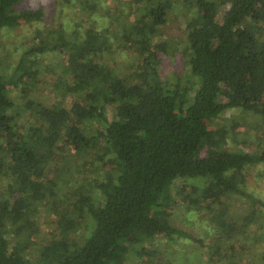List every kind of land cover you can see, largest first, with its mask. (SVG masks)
I'll return each instance as SVG.
<instances>
[{"label":"trees","instance_id":"trees-1","mask_svg":"<svg viewBox=\"0 0 264 264\" xmlns=\"http://www.w3.org/2000/svg\"><path fill=\"white\" fill-rule=\"evenodd\" d=\"M24 1L0 0V29L43 20L42 6L17 9ZM102 1L76 0L73 28L39 30L14 64L0 61V264H173L151 261L149 243L182 238L205 247L196 264H241L243 247L261 236L240 230L237 245L227 207L244 194L246 170L264 164V0H119L114 12ZM177 7L186 12V71L171 81L151 39ZM125 49L137 56L129 73L107 62ZM47 55L63 59L61 70L41 62ZM43 71L50 100L11 98ZM228 109L248 120V138L232 139L239 121L218 122ZM67 149L77 157L74 184L59 175ZM179 208L208 215L207 242L174 225ZM41 223L51 232L42 242ZM258 261L264 252L246 264Z\"/></svg>","mask_w":264,"mask_h":264},{"label":"rangeland","instance_id":"rangeland-1","mask_svg":"<svg viewBox=\"0 0 264 264\" xmlns=\"http://www.w3.org/2000/svg\"><path fill=\"white\" fill-rule=\"evenodd\" d=\"M118 1L119 0H103L100 3V8L104 11L109 9L114 12L113 10ZM120 1L123 3L127 0ZM37 6H42L44 8L45 16L42 21L21 22L13 28L0 29V61H2L3 67L5 63L11 65L18 60L22 50L32 41L37 31H45V29L58 22H62L66 28H73L74 23L77 22L80 16L76 0H71L70 2H63V0H26L21 3L17 9L23 7L36 8ZM223 11L224 6H219L217 10L218 18H220ZM108 20L107 18H103V20L100 21L99 18H97L98 25L102 26H106L109 23ZM185 24L186 12L183 8L177 7L175 11L168 15L166 23L159 27V34L151 39V47L156 49L157 56L159 57V62L157 63L159 72L162 77L168 78L171 81H182V77L185 75L186 71L184 65L186 44L183 39ZM108 32V36L114 37V34L118 32V26L112 25ZM107 59V62L117 71L129 73L131 67H133L131 63L137 60V56L135 52L125 49L124 51L118 50L111 53ZM40 60L43 64H48L58 70L60 66L64 64L63 59L59 60L57 55L40 57ZM11 68L10 66L8 71H11ZM46 72L47 71H43L39 75V81H31L29 85L24 88V92H21L23 90H18V88L13 89L9 93L11 98L18 104L25 103L27 99H37L41 101L50 100L52 94L49 93L48 84L44 81V78L48 75ZM52 74L54 75V73ZM65 100L69 101L70 96H66ZM109 112V114L112 115L113 109H110ZM243 118L244 116L240 109H228L221 118L218 119V122L222 124L225 123L229 126L231 125V121H239L241 125L240 127L234 128L233 133L236 137H232V139L240 142L243 138H248V135H250V129L247 125H244L248 120ZM22 121L23 120H20L19 122L25 123ZM253 136L254 134L252 132L251 137ZM60 143L58 141V145ZM228 146L232 148L233 143L228 141ZM245 148L251 150L254 148V145L247 142ZM76 158L73 152L68 149L62 154V158L59 160L58 165L59 175L62 178L61 180L65 181L67 179L71 181V184L79 180L77 177L80 176V173L76 172ZM105 168L106 165L102 166L101 164H98L96 167L100 172L104 171ZM86 171L88 172L89 170ZM92 173L93 171H90L88 175ZM227 208H229L230 216L232 217V215H234L238 221L236 225L237 229L234 234L238 241L237 245L242 247L244 245L240 230H243L245 234L251 237L261 236L258 240L255 239L256 243L251 242L248 247H243L244 256L242 257L241 264H246L252 257L257 256V253L260 254L264 252V164H252L246 170L244 194L232 195L228 200ZM173 213L172 222L175 226L207 242L208 236L206 231L210 232L214 230V227L209 222L208 215L204 216L200 211L186 212L180 208L174 210ZM85 222L86 221H83L82 223L85 224ZM49 233L51 232H49L48 224L41 223V233L37 240L42 242L44 239H48L50 237ZM199 244V242L188 238H182L177 244L173 243L171 246L161 241L149 243V247L151 251H153L151 261H157L160 258H166L167 260V258H169L173 264H196L203 260L202 251L205 250V247ZM35 252L36 251H32L34 255ZM259 263L258 261L256 264ZM224 264H237L236 258L227 259Z\"/></svg>","mask_w":264,"mask_h":264}]
</instances>
